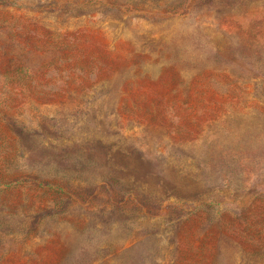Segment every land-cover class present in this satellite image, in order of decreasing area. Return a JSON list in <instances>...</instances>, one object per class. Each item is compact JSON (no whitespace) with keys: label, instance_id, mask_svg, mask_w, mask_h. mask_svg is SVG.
<instances>
[{"label":"rangeland","instance_id":"obj_1","mask_svg":"<svg viewBox=\"0 0 264 264\" xmlns=\"http://www.w3.org/2000/svg\"><path fill=\"white\" fill-rule=\"evenodd\" d=\"M0 264H264V0H0Z\"/></svg>","mask_w":264,"mask_h":264},{"label":"trees","instance_id":"obj_2","mask_svg":"<svg viewBox=\"0 0 264 264\" xmlns=\"http://www.w3.org/2000/svg\"><path fill=\"white\" fill-rule=\"evenodd\" d=\"M36 73V72H35ZM40 83H37V85H39ZM44 86H47V85H45L44 84ZM249 224L251 223V222H248ZM249 224H247V225H249ZM253 225V224H252ZM254 225H255V223H254ZM257 230V232H260V229H256ZM237 234H238V232H236ZM241 233H244V232H241ZM246 238V237H245ZM243 247H245V246H243Z\"/></svg>","mask_w":264,"mask_h":264}]
</instances>
